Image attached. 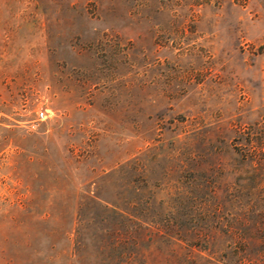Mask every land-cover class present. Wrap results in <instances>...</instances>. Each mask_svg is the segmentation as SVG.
Listing matches in <instances>:
<instances>
[{
	"label": "rangeland",
	"instance_id": "374dc122",
	"mask_svg": "<svg viewBox=\"0 0 264 264\" xmlns=\"http://www.w3.org/2000/svg\"><path fill=\"white\" fill-rule=\"evenodd\" d=\"M0 264H264V0H0Z\"/></svg>",
	"mask_w": 264,
	"mask_h": 264
},
{
	"label": "built area",
	"instance_id": "2783aa9c",
	"mask_svg": "<svg viewBox=\"0 0 264 264\" xmlns=\"http://www.w3.org/2000/svg\"><path fill=\"white\" fill-rule=\"evenodd\" d=\"M45 118V113L44 112H38L37 113V119L38 120H44Z\"/></svg>",
	"mask_w": 264,
	"mask_h": 264
}]
</instances>
